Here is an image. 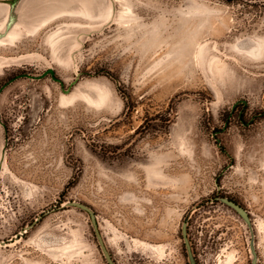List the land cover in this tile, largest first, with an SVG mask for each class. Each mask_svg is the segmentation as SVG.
Wrapping results in <instances>:
<instances>
[{
    "label": "rangeland",
    "instance_id": "rangeland-1",
    "mask_svg": "<svg viewBox=\"0 0 264 264\" xmlns=\"http://www.w3.org/2000/svg\"><path fill=\"white\" fill-rule=\"evenodd\" d=\"M101 1L0 0V264H264V0Z\"/></svg>",
    "mask_w": 264,
    "mask_h": 264
},
{
    "label": "bare ground",
    "instance_id": "bare-ground-1",
    "mask_svg": "<svg viewBox=\"0 0 264 264\" xmlns=\"http://www.w3.org/2000/svg\"><path fill=\"white\" fill-rule=\"evenodd\" d=\"M111 2V1H110ZM115 3V2H114ZM64 7H68L70 9H76L79 8L84 12H89L88 14L93 17V12H100L105 7V2L103 3L101 0H61L60 3ZM49 7V6H47ZM112 8V6H111ZM116 8V7H115ZM49 9V8H48ZM112 10V9H111ZM0 9V14H1ZM91 13V14H90ZM106 12L104 11V14ZM105 16V15H103Z\"/></svg>",
    "mask_w": 264,
    "mask_h": 264
},
{
    "label": "trees",
    "instance_id": "trees-1",
    "mask_svg": "<svg viewBox=\"0 0 264 264\" xmlns=\"http://www.w3.org/2000/svg\"><path fill=\"white\" fill-rule=\"evenodd\" d=\"M231 201H233V200H231ZM233 202H235V201H233Z\"/></svg>",
    "mask_w": 264,
    "mask_h": 264
}]
</instances>
